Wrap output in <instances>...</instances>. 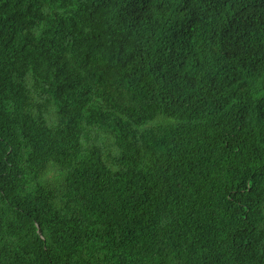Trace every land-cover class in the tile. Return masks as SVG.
<instances>
[{
    "label": "trees",
    "instance_id": "16d2710c",
    "mask_svg": "<svg viewBox=\"0 0 264 264\" xmlns=\"http://www.w3.org/2000/svg\"><path fill=\"white\" fill-rule=\"evenodd\" d=\"M0 264H264V0H0Z\"/></svg>",
    "mask_w": 264,
    "mask_h": 264
},
{
    "label": "water",
    "instance_id": "95a60500",
    "mask_svg": "<svg viewBox=\"0 0 264 264\" xmlns=\"http://www.w3.org/2000/svg\"><path fill=\"white\" fill-rule=\"evenodd\" d=\"M38 233H39V230H38Z\"/></svg>",
    "mask_w": 264,
    "mask_h": 264
}]
</instances>
